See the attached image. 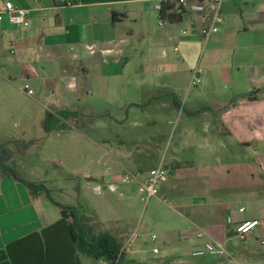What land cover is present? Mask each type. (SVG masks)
Segmentation results:
<instances>
[{"label":"crops","instance_id":"1","mask_svg":"<svg viewBox=\"0 0 264 264\" xmlns=\"http://www.w3.org/2000/svg\"><path fill=\"white\" fill-rule=\"evenodd\" d=\"M9 1L30 9L29 24L23 27L0 21V79L14 85L18 80L11 73L19 71L23 85L31 84L30 95L32 89L41 91L43 87L41 80L28 71L36 54L51 63L52 72L57 69L78 72L87 82L90 67L100 65L108 88L118 82L124 85L131 78L132 68L123 61L128 57L126 47H134V38L146 37L152 39L154 46L166 45L169 51L177 52V60L171 57L174 61H166L170 63L164 72L166 85L173 89L184 84L186 91L198 90L188 95L190 106L185 111L184 99L174 90L168 92V101L155 100L153 110L158 118L165 113L164 116H175L178 123L182 120L178 147L186 155L173 153L169 166H165L171 171L170 176L159 184V195L147 203L153 206L163 196L178 201L182 210L173 209L177 222L174 229L177 237L170 241L173 245H179V236L184 235L190 237L189 249L204 241L221 243L236 256L237 264H253L255 258H264V0L224 1L220 6L221 23L213 36L201 34L205 17L190 7L194 0L183 7L177 22L158 20L159 0ZM86 44H94L95 53H89ZM73 45L76 52L71 51ZM107 48L112 51L100 52ZM206 50L209 53H203ZM196 69L200 81L190 86ZM149 77L147 74L141 83L135 82L136 86L143 85ZM74 80L69 85L71 92L76 93L80 86ZM5 85L1 81L0 89ZM23 85L19 89L29 95ZM200 89H208L205 91H210L212 99L192 101L202 93ZM124 97L118 108L126 117L135 113L147 118L142 111L148 109L149 102L138 96ZM232 98L231 104L221 108ZM60 109L75 113L71 106L43 104L37 122L42 133L38 137H33L23 124L28 116L25 106L24 113L18 115L19 121L14 122L16 126L23 124L20 138L2 135L9 124L7 119L14 115H0V143L17 139L32 141L33 145L44 133L61 130L52 129L49 120L43 125L45 111L54 113ZM197 123L199 130L194 129ZM138 135H142L140 141L150 136L144 131ZM130 160L109 163L104 182L115 179L123 170L131 169L144 176L154 168L142 170L135 162L130 164ZM136 189L135 182H128L115 191L125 196ZM247 220H258V224L240 239L234 227ZM190 229L203 235L196 238ZM187 245L179 246L184 249ZM79 256L58 209L44 196H32L22 184L0 176V264H73ZM212 258L217 264L231 263L224 257ZM186 262L185 257H179L171 263Z\"/></svg>","mask_w":264,"mask_h":264},{"label":"rangeland","instance_id":"2","mask_svg":"<svg viewBox=\"0 0 264 264\" xmlns=\"http://www.w3.org/2000/svg\"><path fill=\"white\" fill-rule=\"evenodd\" d=\"M217 32L210 35L213 36ZM132 43L134 47H126L128 57L123 61L132 68L131 78L124 85L118 82V79V83L106 88L104 85L106 77L100 65L98 68L90 67L88 82L84 75L78 72H62L59 69L52 72L51 63L44 60L41 54L32 56L28 70L41 80L43 86L41 91L32 89L33 95H28L19 89V86L23 85L18 77L21 76L19 71L11 73L18 80L14 85L0 79L2 85L6 84L0 89V115L9 113L14 115L7 119L9 124L2 132L4 137L20 138L22 134L19 135V132L24 128L23 124H26L28 132L33 137H38L42 133L38 130L37 122L43 112V104L61 108L71 106L75 112L63 120L64 129L44 133L42 139L39 138L36 143L29 145L23 155L13 153L10 165L24 178L44 182L50 190V195L58 202L77 207L80 213L88 216V224L95 231H108L122 241L124 245L120 264H174L171 262L179 257L188 260L182 264H217L212 260L214 256L204 255L199 251V244L189 249L191 245L189 236H179L181 238L179 245L188 244V249L170 242L177 237L174 230L177 222L173 209L182 210L175 198L163 196L159 200L156 199V204L152 206L147 203L148 201L146 203L140 201L137 189L130 190L124 196L115 191L122 184L113 190L104 186L103 175L108 172L106 167L115 160L131 159L130 164L135 162L142 170L159 164L163 167L169 166L173 153L181 150L178 146L179 128L183 127L182 120L178 123L175 116H164L165 113L161 118L156 117L157 112L153 110L156 106L155 100L168 101V92L174 90L175 94L184 99L185 105L181 106L185 111L190 106L188 95L198 90L191 88L186 91L184 84L173 89L166 85L164 77H167L164 72L170 66L166 61H174L171 57L177 60V52H173L172 49L169 51L166 45L154 46L152 39L146 37L134 38ZM136 47L137 50L134 51ZM70 48L72 52H76L74 45ZM203 53H209V50ZM43 66L46 69H43ZM72 74H75L74 79L77 78L74 83H79L80 86L76 93L71 92L70 85L63 84L64 79L69 82ZM147 74L150 76L148 80L137 87L135 82L141 83ZM124 75L129 76L127 72ZM28 84L30 88L31 84L30 86ZM200 90L202 93L192 101L212 99L210 91H205L208 89ZM122 95L126 96L123 99L138 96L149 102L146 103L148 109L142 111L147 118L144 119L132 112L126 117L123 110L118 108ZM24 106L28 109V116L22 125L16 126L14 122L19 121L21 116L18 115L24 113ZM198 124L194 129L199 130ZM140 131L150 136L140 141L142 138V135H138ZM179 153L186 155V152ZM124 155L126 156L123 157ZM128 156L131 158H127ZM170 173L168 170L165 180ZM190 230L194 237L195 232L199 231ZM152 235L155 236V241L151 239ZM154 246L158 249L156 253L152 251ZM233 257L236 259L234 254ZM252 262L264 264V258H255ZM73 264L110 263L80 255Z\"/></svg>","mask_w":264,"mask_h":264},{"label":"trees","instance_id":"3","mask_svg":"<svg viewBox=\"0 0 264 264\" xmlns=\"http://www.w3.org/2000/svg\"><path fill=\"white\" fill-rule=\"evenodd\" d=\"M183 8L175 1H162L157 9V18L160 22H177ZM234 98L221 104L224 108L233 102ZM73 112L67 109H60L54 113L45 111L43 125L49 120L52 129H64V119L71 116ZM46 131L50 128L44 126ZM32 141L9 140L0 143V176H8L15 183L22 184L32 196H44L59 211V214L66 220L67 227L76 251L80 255L88 256L95 260H103L110 264H120L121 254H123V242L119 241L113 234L108 231H95L88 224V216L80 213L77 207L64 205L55 200L50 195V190L42 181H33L24 178L17 172L10 163L12 162L13 153L19 155L25 154L26 149Z\"/></svg>","mask_w":264,"mask_h":264},{"label":"built area","instance_id":"4","mask_svg":"<svg viewBox=\"0 0 264 264\" xmlns=\"http://www.w3.org/2000/svg\"><path fill=\"white\" fill-rule=\"evenodd\" d=\"M165 0H159V3L156 5V9L160 7V2ZM175 1V3L182 8L188 5L189 0H171ZM226 0H194V3L190 5V7L201 13H204L205 17V25H203L200 29V32L203 36H208L212 32H215L219 28V24L221 23L220 16V6ZM29 15L30 9L24 7L15 6L11 1L4 0L0 4V21L7 20L9 23L16 26H27L29 24ZM85 48L89 53H95L96 47L94 44H86ZM176 50V47H174ZM112 51V48H107L100 50V52L109 53ZM198 69H196L189 81V85L193 86L199 83L200 78L197 76ZM74 77H71L69 82L64 79L63 84L69 85L73 82ZM23 89L27 93H31V90L27 86V84L23 85ZM168 170L162 165H158L154 168L148 170V172L141 176L138 172H133L129 170H123L120 172L115 179H111L109 181H105V185L108 189L113 190L118 187L119 184H124L128 182H135L137 184V192L139 194L140 201L146 203L151 197H154L158 194L159 184L167 177ZM240 211L243 208L239 209ZM258 224V220H247L241 223H238L234 227V233L239 238H244L245 235ZM203 235V232L196 231L195 237L199 238ZM152 240H155V236H151ZM199 251L205 255H210L214 257H224L229 262L233 264H237L234 260V257L230 253V251L225 248L219 242L213 241H204L199 245ZM153 252H158L156 247L152 248Z\"/></svg>","mask_w":264,"mask_h":264}]
</instances>
